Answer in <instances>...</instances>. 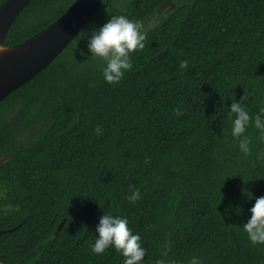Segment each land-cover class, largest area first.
Wrapping results in <instances>:
<instances>
[{
    "label": "trees",
    "instance_id": "1",
    "mask_svg": "<svg viewBox=\"0 0 264 264\" xmlns=\"http://www.w3.org/2000/svg\"><path fill=\"white\" fill-rule=\"evenodd\" d=\"M74 1L33 0L4 44ZM117 15L142 23L147 39L113 85L88 41ZM242 97L251 115L264 109V0H103L46 69L0 102V264H124L114 248L92 252L106 213L141 236L142 264H264V245L242 229L264 196V138L250 125L245 156L231 135L230 106Z\"/></svg>",
    "mask_w": 264,
    "mask_h": 264
},
{
    "label": "clouds",
    "instance_id": "2",
    "mask_svg": "<svg viewBox=\"0 0 264 264\" xmlns=\"http://www.w3.org/2000/svg\"><path fill=\"white\" fill-rule=\"evenodd\" d=\"M147 39L142 23L133 21L124 15L112 16L98 30L90 34L88 50L91 58H99L105 62L102 69L104 80L109 84H119L125 77V73L133 68L132 55L145 48ZM6 49L0 47V53ZM189 67L188 60L180 62V69L186 70ZM177 114L184 113L177 108ZM234 117V118H233ZM230 118L232 119L231 135L238 141L240 151L245 155H251L252 139L246 135L250 125L261 133L264 138V109L259 114L251 115L243 103V97L239 102L233 98L230 106ZM97 135L102 134V129L97 126ZM147 162V161H146ZM129 202L135 203L140 199V190L135 189L127 197ZM251 218L243 225L242 229L247 234L253 245H264V196L256 198L253 207L250 209ZM98 238L92 247L96 255H103L109 248H114L124 257V264H142L146 256V250L142 246L141 236L134 234L129 227L128 219L122 216L104 214L96 228ZM164 255L170 251V242H166ZM156 264H165L164 260H157ZM192 264H196L193 260Z\"/></svg>",
    "mask_w": 264,
    "mask_h": 264
},
{
    "label": "water",
    "instance_id": "3",
    "mask_svg": "<svg viewBox=\"0 0 264 264\" xmlns=\"http://www.w3.org/2000/svg\"><path fill=\"white\" fill-rule=\"evenodd\" d=\"M33 0H5L0 5V102L32 80L79 35L103 0H75L47 28L24 42L5 45V37L18 15Z\"/></svg>",
    "mask_w": 264,
    "mask_h": 264
},
{
    "label": "rangeland",
    "instance_id": "4",
    "mask_svg": "<svg viewBox=\"0 0 264 264\" xmlns=\"http://www.w3.org/2000/svg\"><path fill=\"white\" fill-rule=\"evenodd\" d=\"M5 160L4 157H0V164Z\"/></svg>",
    "mask_w": 264,
    "mask_h": 264
}]
</instances>
